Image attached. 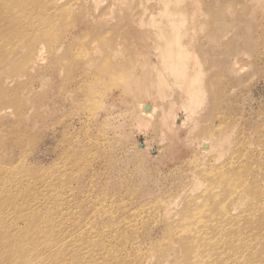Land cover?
<instances>
[{
    "label": "rangeland",
    "instance_id": "1",
    "mask_svg": "<svg viewBox=\"0 0 264 264\" xmlns=\"http://www.w3.org/2000/svg\"><path fill=\"white\" fill-rule=\"evenodd\" d=\"M71 1L54 0L47 10H41L38 0L21 4L33 9V29L43 31L44 44L38 63H27L16 50L19 57L15 63L0 66V110L7 108L10 113L0 115V175H4L0 176V190L5 175L25 171L24 178H16L8 187L12 207L13 202L19 206L27 192L17 186L37 185L43 194L32 191L31 210L25 211L32 221L22 213L15 221L20 230L34 234L43 230L36 220L46 212L54 233L70 235L67 241L71 244L63 249V255L68 254L63 264H101V253L103 258L106 255L103 245H108L110 264L118 259L122 264H134L132 255L137 248H148V240L157 244L166 234L163 222L149 220L146 212L158 207L154 204L158 205L159 198L168 197L192 174L200 177L188 165L194 160L192 155L203 130L199 132L200 125L192 128L189 122L171 142L161 136L154 120L145 123L131 117L135 105L144 99L128 84L127 77L137 71V66L127 49L144 51L146 43L153 47L151 37H142L130 25L140 0H99L90 5L94 8L91 13L82 14L71 10ZM184 4L192 9L199 5L200 18L189 32L191 56L183 59L203 58L216 70V80L209 85L219 111L212 123L215 127L219 118L227 121L225 147L230 160L242 151L253 154L251 161L241 162L252 166L251 172L256 174L251 189L264 194V0H184ZM27 31L25 28L24 37H15L0 28V63L6 52L32 35H26ZM196 60L194 68L203 70ZM200 74L209 79L205 72ZM17 75V82L3 81L4 76L12 80ZM203 82L201 79L200 84ZM143 86L158 97L160 92L151 81L145 78ZM29 105L34 106L33 111L19 118L17 112ZM183 108L177 105V116L184 117ZM203 114L198 111L193 121L199 122ZM206 136L212 140L211 133ZM218 140L215 135L214 142ZM244 142L248 143L245 150ZM216 148H221L219 142ZM144 152L151 154L152 160H147ZM254 165L260 167L259 173ZM199 181L191 180L189 187L194 190L191 193L203 195ZM182 198L164 200L172 199L179 207ZM248 201H242L237 210L247 209ZM138 204L142 208L134 213ZM261 206L264 208V201ZM245 217L237 218L239 237L252 233ZM116 232L126 241L109 242ZM38 236L44 241L45 234ZM100 239L103 242H97ZM235 245L241 247L243 257L257 254L252 264H264V254L253 242L243 240ZM112 249L117 255L114 260ZM55 250L47 260L59 264L56 257L61 251ZM150 254L143 256H148L149 264H161Z\"/></svg>",
    "mask_w": 264,
    "mask_h": 264
},
{
    "label": "bare ground",
    "instance_id": "2",
    "mask_svg": "<svg viewBox=\"0 0 264 264\" xmlns=\"http://www.w3.org/2000/svg\"><path fill=\"white\" fill-rule=\"evenodd\" d=\"M98 1L72 0L68 6L72 11L76 10L81 14L82 12L91 13L94 8L90 5H94ZM142 1L140 0L139 3ZM22 2L28 3V0L17 2L5 0L0 5V28H4L15 37H24L25 28H28L26 35L32 33L28 39L20 41L18 47L4 54L0 66L5 68L13 65L18 59L19 53L16 50L21 51V56L26 59L27 63H38L41 59L44 44L43 31H34L31 18L33 9L23 8ZM52 3L54 0H49L48 3L46 0H38L41 10L49 9ZM139 3V8L135 9L130 25L135 26L142 37L147 39L151 37L149 42L152 41L153 47L151 48L150 44L146 43L144 51L127 49V52L131 53L133 64L135 63L137 66V71L127 77L128 84L130 87L136 88L132 92L142 94L144 99L135 105L131 117L138 122L145 123L151 119L154 120L157 129H160L161 136L167 137L171 142L176 141L177 131L187 126L189 122L192 128L198 123L200 125L199 132L203 131L202 139L198 141L196 152L192 155L195 161L193 160L188 165L191 169H196L200 177L197 174H192L170 194H167L168 197L159 198L158 205L154 204L158 207L146 212L149 220L156 219V221L163 222L166 234L163 240L157 244L152 245V241L148 240L147 243L150 244V246L146 245L148 248H137L132 255L134 264H137V261L138 264H149L148 256L143 257L147 252L151 253L149 256H154L161 264L168 262L172 264H252L253 258L257 254H247L243 257L241 256V247L235 243L243 240L251 241L254 243V247L259 250L261 248L260 252L264 254V208L261 206L264 194L253 190V187L251 189L256 181L253 180L256 174L251 172L252 166L241 162L242 159L251 161L250 156L253 154L242 151L239 154H233L238 155L234 159L230 160L227 157V148L225 147L226 139L229 138V135L225 133L227 121L219 118V125L215 127L212 123L218 115L219 103L214 97L215 94L210 89L209 83L216 80L215 73L217 72L210 67L209 61L203 58L195 59L200 62L201 66H204L201 71L194 68V58L183 59L185 55L191 56L189 52L193 51L188 49L189 39H191L189 32L200 18L199 5L196 6V9H192L184 4V0H154L152 4L145 3V5ZM92 16H95V13ZM14 36L12 37L14 38ZM152 54H154V58L151 57ZM201 72H205L209 79H203ZM19 78L20 75H17L12 77V80H8V77L4 76L3 81L14 83ZM145 78L157 86L160 92L158 97H154L150 91L145 89L143 86ZM201 79L204 81L202 84H200ZM175 88L178 89L174 91ZM200 92L201 94H199ZM156 98L159 99L158 103H156ZM204 101H206L205 105ZM177 105L184 107V117L177 116L175 113ZM33 109L34 106L29 105L24 111L19 110L17 112L19 118L28 117ZM201 110L204 111L203 119L199 122L193 121L194 114ZM9 114L7 108L0 110V115ZM97 121L96 119L94 123ZM205 133H211L210 138L213 141L206 139L209 136H206ZM215 135L219 139L217 142H214ZM218 142L221 148H216ZM244 144L248 143L244 142L242 145L245 150ZM146 152H144V157L147 160H152V155ZM224 156H226V160L221 161ZM253 167L259 173L260 167L257 165ZM23 172L25 171H13L1 179L4 186L0 190V264H53L47 258L48 255L51 256L54 253L55 248L56 253L61 251L56 260L59 264H63L68 255L67 253L63 255V249L71 244L67 241L70 235L64 237L54 233L53 229L49 227V215L46 212L39 214L40 216L36 220L43 226L42 231L34 234L31 231L25 233L17 227L15 217L21 213L28 222L32 221L29 213L25 212L31 210L32 191L43 194L39 193L41 190L36 184L25 183L17 186L19 191H27L23 195L20 205L16 206V203L13 202L15 206H9L11 196L8 193V187H11L12 181L15 182L16 178H24L26 174H22ZM197 178L203 187V195L191 193L194 190L189 187V183L191 180L198 181ZM195 184L198 182L193 183V185ZM169 197H183L181 205L177 207L172 199L164 200ZM245 197H249L250 200L248 201ZM244 200L248 201L246 202L247 209L237 210V206ZM137 208L134 213L139 211L142 205L138 204ZM123 211L128 214V211ZM236 212L239 214H235ZM104 213L110 215L109 212L104 211ZM245 214V219L251 226L252 235L244 233L242 237H239L240 228H236L239 223L237 218ZM44 234L43 241L38 235ZM84 239L86 238L82 240ZM106 240L109 241L107 238ZM115 240L126 241V238L116 232L112 241L109 242ZM97 242H103V239ZM138 244L145 246L143 243ZM107 247L108 245L102 247V250L106 251V255L103 258V252L101 253V264H110L107 260L109 256ZM90 250L95 252L91 248ZM115 251L112 249L113 260L117 257V255L114 256ZM112 264H122V259L113 261Z\"/></svg>",
    "mask_w": 264,
    "mask_h": 264
}]
</instances>
